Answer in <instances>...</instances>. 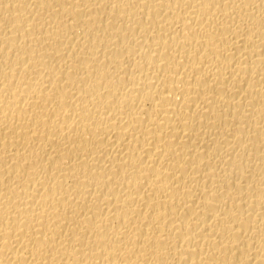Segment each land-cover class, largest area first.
<instances>
[{
    "label": "bare ground",
    "instance_id": "1",
    "mask_svg": "<svg viewBox=\"0 0 264 264\" xmlns=\"http://www.w3.org/2000/svg\"><path fill=\"white\" fill-rule=\"evenodd\" d=\"M0 264H264V0H0Z\"/></svg>",
    "mask_w": 264,
    "mask_h": 264
}]
</instances>
